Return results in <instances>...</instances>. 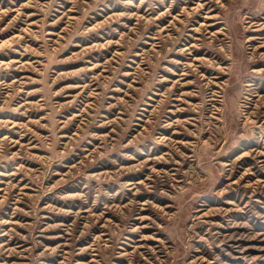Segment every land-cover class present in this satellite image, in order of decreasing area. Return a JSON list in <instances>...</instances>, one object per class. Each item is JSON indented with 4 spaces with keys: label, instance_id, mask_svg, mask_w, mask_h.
Listing matches in <instances>:
<instances>
[{
    "label": "rangeland",
    "instance_id": "1",
    "mask_svg": "<svg viewBox=\"0 0 264 264\" xmlns=\"http://www.w3.org/2000/svg\"><path fill=\"white\" fill-rule=\"evenodd\" d=\"M0 264H264V0H0Z\"/></svg>",
    "mask_w": 264,
    "mask_h": 264
}]
</instances>
